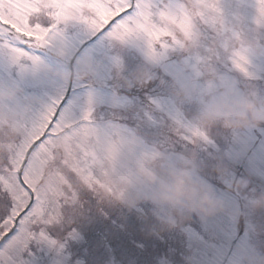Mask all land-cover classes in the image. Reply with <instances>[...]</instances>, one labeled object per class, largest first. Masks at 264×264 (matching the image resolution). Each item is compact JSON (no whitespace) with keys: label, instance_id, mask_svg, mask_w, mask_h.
<instances>
[{"label":"rangeland","instance_id":"rangeland-1","mask_svg":"<svg viewBox=\"0 0 264 264\" xmlns=\"http://www.w3.org/2000/svg\"><path fill=\"white\" fill-rule=\"evenodd\" d=\"M218 4L223 15V29L198 25L196 31L200 39L196 47L170 48L155 60L146 55L142 40L116 41L109 37V30L100 35L78 20L58 25L49 45L30 50V55L38 57L37 63L28 59L14 60L10 49L3 45H23H19L15 37L0 35V88L10 85L20 90L16 100L0 99L10 104L19 102L15 114L0 112V154L15 148V139L21 133L19 121L23 118L38 117L54 104L62 105L59 114L69 123H80L85 114L90 113V123L97 128L93 136L103 135V131L112 133L101 159L117 146L118 138L125 139L118 146L117 163L113 168H102L100 163L97 164L96 169L101 175L96 189L88 191L82 185L80 187L87 191L88 197L96 196L99 203L118 205L115 201L121 188L108 178L119 176L122 184L131 182L133 176L128 161L138 154V150L130 137L136 135L145 142L144 134L151 143H143V150L155 152L168 162L186 168L209 185L222 202V210L207 217L197 213L177 216L175 224L168 227L161 221L170 209L142 201L133 208L124 205L123 209L119 208L124 213L134 211L130 216L119 215L117 208L107 206L110 217L115 219L116 210L128 228L135 229L137 222L144 236L151 237L153 232L161 234V240L157 239L160 247H155L154 252L164 254L167 262L263 264L264 247L247 231L254 229L252 224L257 210L264 211V207L253 209L249 204L250 199L264 196V124L235 129L225 128L221 123L205 127L196 124L197 115L213 96L207 89L218 87V82L211 79L210 71L230 82L244 76L233 65L232 43L240 37L264 38V25L258 26L255 22L256 0H218ZM233 33H238L239 37ZM86 41L89 46L81 53ZM85 58H90L91 69L86 77L77 79L76 73L81 70ZM247 59L246 68L252 78L247 79L245 89H238L243 93L255 91L264 95V76L261 75L264 54L250 55ZM45 67L52 71H46ZM233 69L238 72L228 77ZM57 71L71 73V80L64 81L55 75ZM191 81H195L198 93L190 100H178L175 93L179 85ZM25 107L28 111L23 116ZM114 110L123 111L112 113ZM100 113L106 118L95 119ZM178 118L198 126L207 140L190 142L185 139L179 132ZM10 138L14 141H7ZM82 143H88V138H82ZM241 180L247 182V187L241 190L246 197L243 221L239 220L241 214L236 196L227 190V186ZM233 190L239 194L235 186ZM239 221L244 223L246 232L243 234L232 228L237 227ZM32 244L41 245L42 242L37 239ZM48 248L53 253L62 251L58 242Z\"/></svg>","mask_w":264,"mask_h":264},{"label":"snow or ice","instance_id":"snow-or-ice-1","mask_svg":"<svg viewBox=\"0 0 264 264\" xmlns=\"http://www.w3.org/2000/svg\"><path fill=\"white\" fill-rule=\"evenodd\" d=\"M69 20L94 32L109 30L116 41L142 40L152 60L184 47L183 37L198 25L224 28L218 0H0V35L23 45H3L17 61L37 63L30 50L49 45L57 26ZM255 22L264 25V0H256ZM232 62L250 75L246 56L233 55ZM18 110L19 102L0 100V112ZM90 119L87 113L82 122L69 123L54 104L38 117L19 121L15 148L0 157V264H28L24 254L37 239L55 244L49 237L70 230V218L81 204L80 186L94 191L100 184L96 166L112 133L93 136L97 128ZM177 123L190 142L207 140L198 126L179 118ZM84 137L88 143H82Z\"/></svg>","mask_w":264,"mask_h":264},{"label":"clouds","instance_id":"clouds-1","mask_svg":"<svg viewBox=\"0 0 264 264\" xmlns=\"http://www.w3.org/2000/svg\"><path fill=\"white\" fill-rule=\"evenodd\" d=\"M200 36L193 31L189 36L183 37L185 47L194 48L199 42ZM58 55L62 53L57 52ZM233 55L250 56L264 54V43L257 38H239L235 41ZM91 69L90 58H85L81 70L76 73L77 79L86 77ZM46 71L52 69L45 67ZM210 71V70H209ZM64 81H68L72 75L66 71H57ZM211 79L218 82V87H209L207 90L213 93L209 103L205 104L202 111L196 117V124L205 127L221 123L225 128L257 127L264 124V95L255 91L241 92L235 82L226 80L210 71ZM147 79V75L144 74ZM195 81L184 82L176 90L178 100H190L198 93ZM20 90L15 86L4 85L0 88V99L16 100ZM28 108L22 109L23 116ZM125 138L120 137L116 141V147L106 153L100 161L102 168H113L117 163L118 146ZM130 142L138 150L128 163L132 169L133 179L129 183H121L119 176H110L111 183L118 185L122 191V197L115 201L128 208L136 207L142 201H150L158 207H167L170 212L161 223L171 227L175 224V217L197 213L203 217L211 216L222 210V202L217 198L213 189L196 178L189 170L168 162L159 154L143 150V140L139 136L130 137ZM235 187L242 190L247 187L244 180L237 181ZM250 206L255 209L264 207V196L258 199H250Z\"/></svg>","mask_w":264,"mask_h":264},{"label":"trees","instance_id":"trees-1","mask_svg":"<svg viewBox=\"0 0 264 264\" xmlns=\"http://www.w3.org/2000/svg\"><path fill=\"white\" fill-rule=\"evenodd\" d=\"M86 210L83 205H80L75 214L70 218L69 221V227L68 229H62L59 232V239L61 240H67L69 242V246L65 247L64 249L66 252L72 257V246L76 245L77 251H78V257L81 259L83 264H116L113 261H119V255H112L109 249L111 248H105L100 247L94 237H96V232L93 229V233L91 236H87L84 232V228L88 225L93 223L91 219L87 218V214L82 211ZM97 227H100L96 224ZM106 230V229H104ZM71 232L78 233L80 238L86 240V243L79 244L78 240L75 238L74 233L71 234ZM100 236L103 235V233H99ZM55 237V235H54ZM113 244L115 242H119L120 239L118 237L111 239ZM74 241V242H72ZM73 244V245H72ZM86 246V247H85ZM120 249V248H119ZM122 250H124V247H121ZM128 254V251L126 250V255ZM25 259L34 260L37 261H43L45 263H50L53 261V257L51 252H48L44 246H33L30 244L29 251L24 254ZM74 260V259H73ZM161 261V259H159ZM128 264V263H126ZM134 264H140V263H134ZM158 264H164V263H158Z\"/></svg>","mask_w":264,"mask_h":264}]
</instances>
